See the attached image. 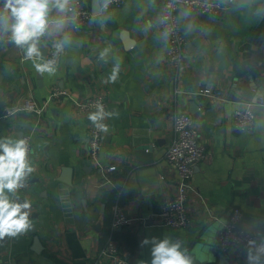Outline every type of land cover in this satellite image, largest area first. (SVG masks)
Here are the masks:
<instances>
[{"label":"crops","instance_id":"obj_1","mask_svg":"<svg viewBox=\"0 0 264 264\" xmlns=\"http://www.w3.org/2000/svg\"><path fill=\"white\" fill-rule=\"evenodd\" d=\"M84 1L91 9L92 0ZM3 6L0 0V12ZM67 8L60 12L49 3L37 45L57 50L62 44L53 72L36 70L46 62L27 58L28 44L0 42V112L22 96L43 105L55 87L67 92L48 103L41 118L30 112L0 118V141L33 133L31 185L5 194L10 202L26 195L36 228L0 239V264H93L110 237L134 264H152L153 248L165 239L178 243L191 264H264V0H234L217 18L182 12L187 47L179 70L169 66L168 40L159 30L163 0H127L80 29ZM14 22L5 31L0 20V34L12 32ZM117 66L115 83L108 82ZM99 94L109 100L111 114L100 165L89 156L91 120L75 107L77 100ZM193 101L200 107L197 116ZM246 101L255 103L253 130L233 125L235 110ZM181 112L193 116L206 156L194 167L192 223L171 228L158 223L164 201L176 193V173L165 154ZM147 138L156 145V162L138 165L132 145ZM113 163L117 170L107 173ZM68 168L71 184L64 181ZM115 205L129 216L149 217V225L113 230ZM232 206L243 210V225L255 231L256 240L221 251L219 233ZM202 232L209 241L205 249L197 242ZM35 235L43 244L40 252L32 249Z\"/></svg>","mask_w":264,"mask_h":264},{"label":"built area","instance_id":"obj_2","mask_svg":"<svg viewBox=\"0 0 264 264\" xmlns=\"http://www.w3.org/2000/svg\"><path fill=\"white\" fill-rule=\"evenodd\" d=\"M4 1V0H3ZM127 0H103L101 2V12L93 14L84 0H74L68 4V11L73 13L70 18L74 22L76 29L83 28L94 20L97 16L108 14L113 9L119 8ZM234 2V0H163V8L159 17V30L168 40L167 59L168 64L173 70H179L186 53L187 39L183 33L180 14L182 12L200 13L205 16L217 18ZM12 32L0 34V42L10 41ZM40 37L37 38V45ZM24 58V57H23ZM60 59V52L55 48H49L45 62L54 61V66ZM67 92L55 87L45 104H39L32 96H22L16 102L5 105L0 118H8L20 112H30L35 117L41 118L43 112L51 101L60 100L61 96ZM98 105L103 107L105 116L103 119L91 121L88 128V149L90 159L100 165V153L105 142V132L97 125L107 126L110 102L104 95H95L85 99L77 100L76 112L81 115L89 116L90 113L98 111ZM255 103L246 101L243 106L235 110L233 125L239 130H253L256 124ZM174 137L168 147L165 158L167 163L172 166L176 173V193L167 198L159 214V225L171 228H187L192 223V214L189 209L190 198L193 193H197L192 178L194 167L206 156V147L201 141L200 129L195 123L193 116L189 112L178 113L173 121ZM32 132L23 134L20 139L25 141L27 147L26 161L32 153ZM118 166L113 163L105 168V171L112 173ZM32 182V175L26 173L22 177L17 191H25ZM29 202L26 195L24 198H17L15 203ZM30 203V202H29ZM31 205V204H30ZM28 211L32 213V206ZM243 210L238 206H232L229 216L224 222L219 233L217 247L221 251H228L231 248H240L252 244L256 240V233L251 228L243 225ZM149 217L129 216L120 205L114 206V218L112 221L113 230L123 228L131 223L138 222L143 226H148ZM93 264H134L121 250L119 243L110 237L106 243L97 250Z\"/></svg>","mask_w":264,"mask_h":264},{"label":"clouds","instance_id":"obj_3","mask_svg":"<svg viewBox=\"0 0 264 264\" xmlns=\"http://www.w3.org/2000/svg\"><path fill=\"white\" fill-rule=\"evenodd\" d=\"M50 2H54L60 12L66 11L69 0H4L3 11L0 12V20L3 21L5 31L8 30L9 20L15 22L10 25L12 39L17 45L28 44L27 58L39 57L40 52L37 48V38L44 35L47 26L46 15ZM63 24V17L57 22V27ZM65 37V42H67ZM29 41L31 43L29 44ZM57 51L62 49V44L55 45ZM105 52H101L100 59H103ZM54 61L43 64H36L38 72L54 71L52 65ZM118 66L113 69L108 82L115 83L118 75ZM108 115H111L110 113ZM105 113L103 107L98 105V111L89 114V119L94 123L103 119ZM102 131L107 132V126L97 125ZM0 239L5 236H16L18 233L26 231L31 223L29 212L22 211L31 207L29 202L15 203L10 202L5 194L13 192L21 186L20 181L26 173L33 169L26 161L27 147L23 139L13 142L12 140L0 141ZM149 241L144 240L147 244ZM179 244H170L167 239L159 242L152 250V264H191V261L181 251Z\"/></svg>","mask_w":264,"mask_h":264},{"label":"water","instance_id":"obj_4","mask_svg":"<svg viewBox=\"0 0 264 264\" xmlns=\"http://www.w3.org/2000/svg\"><path fill=\"white\" fill-rule=\"evenodd\" d=\"M91 10L93 14H99L101 12V0H92V6ZM70 16H73V13H70ZM93 21L89 22V26H91ZM15 43L14 40H10L9 44L10 46ZM129 46H131L134 43V40L129 39L128 40ZM38 50L40 52L41 58L45 59L47 57L49 48L45 45H39ZM235 87V86H234ZM233 87V88H234ZM231 92V95H234V91ZM193 105V110L192 112L197 116V111L200 108L196 102H192ZM158 144H161V139L157 140ZM155 150H156V145L154 141L151 138H147L144 141L140 143H133L132 145V154L135 157L136 163L138 165H143V164H154L155 161ZM69 169V170H68ZM68 169H63L64 172H67L69 175L64 179L65 182L71 184L72 183V176H73V168H68ZM69 178H71L69 180ZM32 233L36 231L35 226L31 225L29 227ZM205 232H202L199 237H198V245L200 249H205L206 247L209 246V241L207 238V235L204 234ZM43 247V244L41 243V240L38 235H35L34 237V242H33V250L40 252L41 248Z\"/></svg>","mask_w":264,"mask_h":264}]
</instances>
